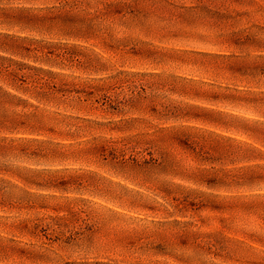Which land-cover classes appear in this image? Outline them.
<instances>
[{"label": "rangeland", "instance_id": "1", "mask_svg": "<svg viewBox=\"0 0 264 264\" xmlns=\"http://www.w3.org/2000/svg\"><path fill=\"white\" fill-rule=\"evenodd\" d=\"M0 264H264V0H0Z\"/></svg>", "mask_w": 264, "mask_h": 264}]
</instances>
